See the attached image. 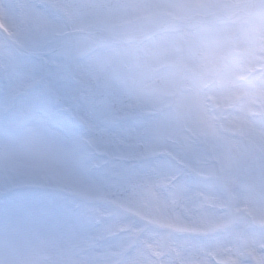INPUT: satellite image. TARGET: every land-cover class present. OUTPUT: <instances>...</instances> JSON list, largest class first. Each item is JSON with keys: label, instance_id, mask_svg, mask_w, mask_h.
Returning a JSON list of instances; mask_svg holds the SVG:
<instances>
[{"label": "snow or ice", "instance_id": "1", "mask_svg": "<svg viewBox=\"0 0 264 264\" xmlns=\"http://www.w3.org/2000/svg\"><path fill=\"white\" fill-rule=\"evenodd\" d=\"M17 55L45 54L0 65V264H264V160L129 126Z\"/></svg>", "mask_w": 264, "mask_h": 264}, {"label": "rangeland", "instance_id": "2", "mask_svg": "<svg viewBox=\"0 0 264 264\" xmlns=\"http://www.w3.org/2000/svg\"><path fill=\"white\" fill-rule=\"evenodd\" d=\"M0 2V65L15 45L35 39L47 51L67 29L122 36L79 37L17 60L29 67L46 60L60 86L122 114L129 126L253 166L264 160V0ZM6 83L0 74V86Z\"/></svg>", "mask_w": 264, "mask_h": 264}, {"label": "clouds", "instance_id": "3", "mask_svg": "<svg viewBox=\"0 0 264 264\" xmlns=\"http://www.w3.org/2000/svg\"><path fill=\"white\" fill-rule=\"evenodd\" d=\"M259 19L264 22V15H261Z\"/></svg>", "mask_w": 264, "mask_h": 264}, {"label": "bare ground", "instance_id": "4", "mask_svg": "<svg viewBox=\"0 0 264 264\" xmlns=\"http://www.w3.org/2000/svg\"><path fill=\"white\" fill-rule=\"evenodd\" d=\"M0 3H1V2H0ZM2 8H4V7H3V5L1 4V5H0V10H1ZM3 11H4V9H3Z\"/></svg>", "mask_w": 264, "mask_h": 264}]
</instances>
